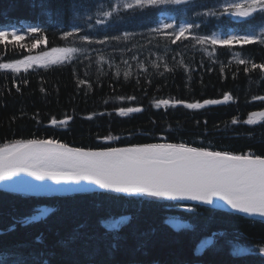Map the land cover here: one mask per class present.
Returning <instances> with one entry per match:
<instances>
[{"label": "trees", "instance_id": "trees-1", "mask_svg": "<svg viewBox=\"0 0 264 264\" xmlns=\"http://www.w3.org/2000/svg\"><path fill=\"white\" fill-rule=\"evenodd\" d=\"M110 2L0 0V30H18L26 37L19 43L29 46L45 40L31 52L15 41L0 45V63L53 48L80 50L56 64L0 69V147L30 139L91 150L184 143L264 158V118L246 123L264 112V100L256 99L264 97V72H246L237 63L239 57L249 68L264 64V44L213 48L191 39L173 44V29L151 30L167 16L176 30L198 24L194 35H257L260 15L247 20L220 15L222 5L234 0H192L122 11L96 24L104 19L97 3L107 10ZM209 10L217 16L197 14ZM29 28L39 32L30 35ZM68 31L74 35L65 39ZM125 32L131 33L127 39ZM84 37L108 39L101 44ZM226 94L232 97L226 103L184 107ZM161 100L170 103L157 107ZM129 107L142 111L119 115ZM65 118L67 125L51 124ZM170 220L186 226L176 228ZM262 246L264 221L199 205L108 192L31 197L0 191V264H264Z\"/></svg>", "mask_w": 264, "mask_h": 264}, {"label": "snow or ice", "instance_id": "snow-or-ice-1", "mask_svg": "<svg viewBox=\"0 0 264 264\" xmlns=\"http://www.w3.org/2000/svg\"><path fill=\"white\" fill-rule=\"evenodd\" d=\"M192 0H111L107 10L103 3H97L98 16L96 24H104L109 19L119 17L120 13L131 10H144L160 6L187 5ZM44 5L42 4L41 7ZM203 16H217V11L209 10L197 13ZM220 15H230L234 18L247 20L259 14L261 17V30L257 35H228L220 37L199 36L192 34L193 27L199 25L188 24L180 26L178 30L171 23L162 24L151 29L154 32L173 29L171 42L191 39L200 45H249L264 44V0H236V2L222 5ZM91 18V17H89ZM29 34L39 32L37 28H29ZM74 33L68 31L64 38L72 37ZM127 39L131 33L125 32ZM26 39L18 30H0V45H11L29 52L38 45L44 44L43 39H34L30 44L19 43ZM89 43H105L106 39L91 41ZM119 40V36L111 37ZM80 51L75 47L53 48L51 52H44L39 56H28L18 59L14 63H0V69H11L19 72L21 66L25 69L32 63L56 64L71 57ZM59 53V56L54 54ZM211 54V53H210ZM237 63L245 65V71L259 69L264 72V64L252 63L237 57ZM134 99V97L132 98ZM230 95H224L223 100H205L203 103H184L188 109H199L205 105L221 104L230 101ZM264 100V97H256ZM169 100H161L156 106H168ZM175 104L182 103L175 101ZM142 111L139 107L121 108L119 115ZM255 115V113L253 114ZM264 116V112L260 113ZM91 119V117H88ZM68 118L51 124L67 125ZM237 123L236 120L232 121ZM247 124L257 123L251 117ZM20 174H26L38 181L50 180L56 184L87 182L100 189L130 195H144L153 198H166L169 200H189L203 205H214L222 201L231 210L251 217H259L264 221V158H253L249 155H236L227 151H212L204 148L189 147L184 143H158L145 144L132 147H110L102 151H86L78 147H69L53 139L18 140L12 144L0 147V182L9 181ZM15 225H13V230ZM244 249H239L243 251ZM259 253L264 256V246L259 248ZM24 264V262H21Z\"/></svg>", "mask_w": 264, "mask_h": 264}, {"label": "water", "instance_id": "water-1", "mask_svg": "<svg viewBox=\"0 0 264 264\" xmlns=\"http://www.w3.org/2000/svg\"><path fill=\"white\" fill-rule=\"evenodd\" d=\"M84 150L102 151V150H91V149H84ZM0 191L22 194V195H27V196H34V197L71 196V195H76V194L99 193V192L116 193V192H112L109 190L100 189L96 185L89 184L87 182H81L80 184H75V183L56 184L55 182L50 181V180L38 181V180H35L33 177L28 176L26 174H20L18 176L13 177L9 181L0 182ZM119 194L130 195L126 193H119ZM171 201L179 202V203H191V204L201 205L205 207H210V208H214V209H218V210H222L226 212H231V213H236V214L247 216L242 213L234 212L227 205H225L222 201H218V200L214 203V205H203L198 202L189 201V200H171ZM247 217L255 219V220H262L259 217H251V216H247Z\"/></svg>", "mask_w": 264, "mask_h": 264}, {"label": "rangeland", "instance_id": "rangeland-1", "mask_svg": "<svg viewBox=\"0 0 264 264\" xmlns=\"http://www.w3.org/2000/svg\"><path fill=\"white\" fill-rule=\"evenodd\" d=\"M234 2H236V0H234ZM231 3H233V2H231ZM170 22H171V21H170V18H168V17H163L162 24H168V23H170ZM215 35H218V36L222 37V35L219 34V33H218V34H215ZM222 38H223V37H222ZM54 55H55V56H59L60 54L57 53V54H54ZM32 64H40V63H32ZM45 64H48V63H45ZM251 118H252L254 121H256V122H260V121L264 118V116H261L260 114H255V115H252ZM40 215H42V214L40 213ZM40 215H38V216L35 217V218H39ZM170 222H171V224H172L174 227H176V228H183V227L186 226V223L181 222V221H178V220H170Z\"/></svg>", "mask_w": 264, "mask_h": 264}, {"label": "bare ground", "instance_id": "bare-ground-1", "mask_svg": "<svg viewBox=\"0 0 264 264\" xmlns=\"http://www.w3.org/2000/svg\"><path fill=\"white\" fill-rule=\"evenodd\" d=\"M259 221H262V220H259Z\"/></svg>", "mask_w": 264, "mask_h": 264}]
</instances>
